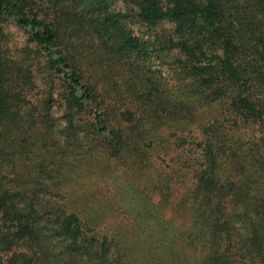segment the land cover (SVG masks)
I'll use <instances>...</instances> for the list:
<instances>
[{"label": "trees", "instance_id": "16d2710c", "mask_svg": "<svg viewBox=\"0 0 264 264\" xmlns=\"http://www.w3.org/2000/svg\"><path fill=\"white\" fill-rule=\"evenodd\" d=\"M121 1L0 0V264H264V0ZM9 18L34 59L11 51ZM112 66L132 76L118 109L96 75ZM169 124L189 130L173 141L191 182L178 192ZM93 142L106 160L163 166L94 213L68 154Z\"/></svg>", "mask_w": 264, "mask_h": 264}, {"label": "rangeland", "instance_id": "374dc122", "mask_svg": "<svg viewBox=\"0 0 264 264\" xmlns=\"http://www.w3.org/2000/svg\"><path fill=\"white\" fill-rule=\"evenodd\" d=\"M112 4L113 6L120 11H126V5L121 1V0H112ZM5 31L8 33L9 36V46L11 48V51L14 53H17L19 56H22L23 58H28L30 57L31 59H34L33 56L28 52V51H22L24 49V47H26V38L27 35L25 34L24 31H22L20 28H18L12 19H8L6 26H5ZM31 45V44H30ZM29 45V46H30ZM32 46V45H31ZM30 46V47H31ZM90 49V51L94 53V50L92 48V45L87 46ZM86 49V48H84ZM30 54V55H28ZM173 54L175 57H177L179 55V51L175 50V52L173 51ZM28 56V57H27ZM170 59V58H169ZM29 60V59H27ZM36 60L40 61L43 63L44 57L40 56L39 58H36ZM32 61V60H30ZM33 62V61H32ZM35 65L36 63L33 62ZM105 64V63H104ZM106 65V64H105ZM96 75L97 76H101L104 80L105 83L107 84L108 88H111L110 93L112 94V97L107 98L108 101L114 100L113 102H116L117 104V109L119 107H121V96L120 94L123 92L124 87L125 86V81L129 76V74L127 72H120L119 70L116 69V66H112L110 67L109 70H105V71H99V68L96 69ZM38 85L40 89L44 90L46 87L44 86L43 83H41V81L38 79L37 80ZM59 85L58 82L56 81L54 84V88L52 89V93L56 94V92L59 90ZM58 101L56 96H53V98H51V104L53 106H55V113L54 116L57 118L58 116L61 115V112L59 111V109L56 107ZM220 105H218L217 103H211L203 108L198 109L197 111V115L199 119L202 118H208L211 117L213 115H216L219 110H220ZM114 109V108H113ZM190 130H194L197 129L196 128V123H192L190 124ZM164 133L163 136L165 138V142L163 143L162 146L165 148V150L169 151V154L171 155V157L173 159H169L170 161V165L172 166L170 168L171 171V176L172 179H167L168 181V185L171 182V184L173 185L174 183V190L176 192H178V187L180 190H182L183 188H186V186H188L191 182H187L186 183V179L185 182L180 183L179 178H177V176L175 175H180L181 174V170L179 169H173V166L175 165V160L178 162L180 159V162L182 161V157L180 155H178L177 153V149H176V144L179 142L180 137L182 136V134L188 132L186 131L182 126L177 125V124H169L168 126L163 128ZM179 138V140L177 141L176 144L173 143V141L176 142V140ZM167 143H169V145H167ZM94 144V142H93ZM86 145L81 144L79 146H76L74 148H72L73 151H70L69 154V159H76V167L78 168L77 172L79 174L80 177L82 178H78L75 181L76 187L78 188V191L80 190L81 192L88 193L91 194L90 198H86L84 199L86 202H88L87 204L89 206H93L92 210L94 213H99L98 211L99 208L101 207H107L110 208L113 206V204L111 203L110 198L117 193L118 191H120L121 193H124L125 191L130 192V190H136L137 185L139 183V181H137V178H139V176H144L146 174V176L148 177L149 174L151 172L155 171V168H153L154 166L161 164L159 161H157V163H149V165L147 166V168L145 167L144 169L140 167H137L135 165H132L131 162V156L130 153L129 155H124L122 156V159L120 160H116V161H111V160H106L102 155H103V146L99 144V142H96L94 144V152L95 150H97V152H93L91 151L88 154V151H86L88 148L85 147ZM174 154V156H173ZM163 166V164H161ZM137 176V178L134 177ZM177 180H176V178ZM170 178V177H169ZM175 178V179H174ZM119 179V180H118ZM184 179V178H183ZM182 179V180H183ZM116 180H118L116 182ZM112 182L113 184H109V182ZM173 181V182H172ZM134 184L135 186L132 187L131 183ZM175 182L179 183L176 184ZM83 185V186H80ZM167 185V186H168ZM179 185V186H178ZM141 187V185H140ZM139 190H141L140 188H138ZM164 191V189L162 188H157L155 195H156V199L155 200H159L160 196L162 195V192ZM114 192V193H113ZM135 192V191H134ZM165 192V191H164ZM168 192V191H167ZM166 195H169V203L171 204V202L174 203V205L176 206V202L179 198V195H170V193H167ZM113 193V194H111ZM135 195H138L137 192H135ZM175 201V202H174ZM136 204H138L137 207L142 206L143 202L142 201H135ZM156 203V202H154ZM177 214V219L179 217L182 218V214L180 211L178 212H174ZM106 219H100L99 220V225L103 227V229H111L109 224L111 223L110 220L112 221V219H114L112 216H110V214H105ZM187 215L185 214L184 217L182 218L181 222L186 221ZM115 222V220L113 221ZM174 224L176 225V221H173ZM114 227H116V225H114ZM119 227V226H118ZM121 231V230H120ZM122 231L127 233L125 236H123V240H124V244H126L127 246L130 247H134L135 244H132L134 242V238H133V234L132 231H130V233H128V228H124L122 226ZM136 239V238H135ZM128 252L130 251L131 253V249L129 247H127ZM129 253V254H130ZM166 261H164L163 264H165ZM168 264V263H166Z\"/></svg>", "mask_w": 264, "mask_h": 264}]
</instances>
